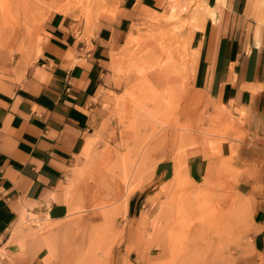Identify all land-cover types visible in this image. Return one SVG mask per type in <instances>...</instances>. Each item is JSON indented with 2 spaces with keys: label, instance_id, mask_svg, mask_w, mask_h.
Wrapping results in <instances>:
<instances>
[{
  "label": "crops",
  "instance_id": "crops-1",
  "mask_svg": "<svg viewBox=\"0 0 264 264\" xmlns=\"http://www.w3.org/2000/svg\"><path fill=\"white\" fill-rule=\"evenodd\" d=\"M170 1L105 0V8L96 11V4L88 17L52 8L33 25L30 40L23 36V53L8 50L0 65V254L11 264H40L52 236L45 233L66 232L68 178L122 83L121 50L135 36L134 26L166 13ZM199 1L189 16L198 24L189 35V91L238 138L219 144L217 153L202 142L186 148V171L199 182L233 174L252 211L247 264H262L264 0ZM172 173V158L155 163L154 178L166 181ZM138 201L130 198L128 215L140 211ZM28 214L51 227L42 232L23 225Z\"/></svg>",
  "mask_w": 264,
  "mask_h": 264
},
{
  "label": "rangeland",
  "instance_id": "rangeland-1",
  "mask_svg": "<svg viewBox=\"0 0 264 264\" xmlns=\"http://www.w3.org/2000/svg\"><path fill=\"white\" fill-rule=\"evenodd\" d=\"M104 3L0 0V65L8 50L23 53V36L30 40L33 25L52 8L88 17ZM199 8V0H178L170 20L160 13L134 26L135 42L120 53L122 83L105 106L89 156L77 161L68 178L72 207L63 223L66 232L45 233L52 236L40 264L249 263L252 211L235 188L236 178L227 173L199 182L186 171V148L202 142L217 153L219 144L238 138L234 129L218 125L220 113L210 112L189 91L194 28L189 16ZM164 157L173 160L166 181L153 177L155 163ZM132 196L139 198L140 211L128 215ZM31 217L23 225L42 232L51 227ZM0 264L11 263L0 254Z\"/></svg>",
  "mask_w": 264,
  "mask_h": 264
},
{
  "label": "bare ground",
  "instance_id": "bare-ground-1",
  "mask_svg": "<svg viewBox=\"0 0 264 264\" xmlns=\"http://www.w3.org/2000/svg\"><path fill=\"white\" fill-rule=\"evenodd\" d=\"M178 5V0H171L170 1V3H169V9H168V11L166 12V14L164 15V17L167 19V20H170L173 16V11L175 10V7ZM202 6H204V5H202ZM168 7V6H167ZM206 8L205 9H207L210 13H212L211 12V8H209L208 6H205ZM203 10V9H202ZM198 11V10H197ZM213 11V10H212ZM199 14V13H198ZM207 14H209V13H207ZM162 20V19H161ZM194 27H195V24H194ZM198 27V26H197ZM160 34V33H159ZM163 34V33H162ZM156 35V34H155ZM158 35V34H157ZM161 36V35H160ZM156 37V36H155ZM151 38V37H150ZM154 38V37H153ZM181 40V39H180ZM160 41V40H159ZM130 42L131 43H134L135 42V36H131V38H130ZM156 43V42H155ZM154 46V45H153ZM152 46V47H153ZM151 48V47H150ZM171 49V48H170ZM162 50V49H161ZM153 51V50H152ZM165 53H167V55L169 54V52H168V50L166 51H164ZM164 52H163V54H164ZM154 53V52H153ZM191 53V52H190ZM157 55V54H156ZM176 55H178V54H176ZM147 56V55H146ZM148 56H149V54H148ZM160 56V55H159ZM170 56V55H169ZM168 56V57H169ZM150 57V56H149ZM152 57V56H151ZM154 57H155V55H154ZM167 57V58H168ZM191 57H192V55H191ZM149 59V58H148ZM151 59V58H150ZM164 59V58H163ZM172 59V58H171ZM192 59V58H191ZM173 60V59H172ZM159 61V60H158ZM176 61V60H175ZM172 64V63H171ZM182 83V82H181ZM211 106V105H210ZM243 115V114H242ZM91 144V143H90ZM90 149V147L88 146V147H86V150H85V152H84V154L86 155V156H89V151H91V150H89ZM164 230V229H163ZM170 238V237H169ZM167 243V242H166ZM162 244V243H161ZM159 244H157L156 246H158ZM161 246V245H160ZM164 247V246H163ZM158 248V247H157ZM167 248H168V246H167ZM178 257V256H177ZM168 258V257H167ZM176 259V258H175ZM178 260V259H177ZM179 261V260H178Z\"/></svg>",
  "mask_w": 264,
  "mask_h": 264
}]
</instances>
